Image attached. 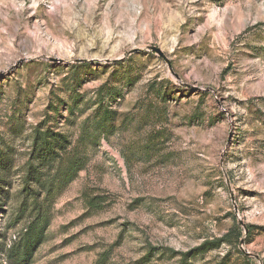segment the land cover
<instances>
[{"label":"rangeland","instance_id":"1","mask_svg":"<svg viewBox=\"0 0 264 264\" xmlns=\"http://www.w3.org/2000/svg\"><path fill=\"white\" fill-rule=\"evenodd\" d=\"M98 102L112 126L93 142ZM43 124L86 158L31 264H264V0H0L11 194ZM12 199L0 264L28 224Z\"/></svg>","mask_w":264,"mask_h":264},{"label":"trees","instance_id":"2","mask_svg":"<svg viewBox=\"0 0 264 264\" xmlns=\"http://www.w3.org/2000/svg\"><path fill=\"white\" fill-rule=\"evenodd\" d=\"M97 105L92 119L95 134L90 139L93 142L99 141L101 135L112 126L113 117L112 110L102 106V102H98ZM50 109L57 113L58 105L51 104ZM76 109L77 100L72 98L69 113L73 115ZM88 130L89 128L84 130L82 135L84 136ZM31 139L30 157L24 164L20 189L16 194L10 193L11 184L8 181L12 157L7 153L8 148L2 152L3 156L0 153V202L4 200L5 203H10L13 201L12 198L19 200L15 209L17 219H25L28 222L22 238L7 251V257L11 258L14 264H31L36 249L45 239L55 198L85 166L86 151L76 146L70 148L71 142L67 136L55 132L45 124L33 129ZM79 140L82 141L83 137ZM85 203L89 209H100L103 199L100 196L89 197L85 199ZM246 227L249 231L250 226ZM234 228L235 239H238L241 230L237 224ZM225 243H228V240L223 236L211 242H204L195 251L208 247L217 248Z\"/></svg>","mask_w":264,"mask_h":264},{"label":"water","instance_id":"3","mask_svg":"<svg viewBox=\"0 0 264 264\" xmlns=\"http://www.w3.org/2000/svg\"><path fill=\"white\" fill-rule=\"evenodd\" d=\"M151 50L154 51V52H156V53L159 54L160 56L162 55V54L159 52L158 49L151 48ZM137 51H138V50H132V51L129 52L127 55L132 54V53H136ZM123 59H124V58H123ZM121 60H122V59L117 60V61H121ZM115 62H116V61H115ZM237 222H238V224H240L241 228H242L243 231H244V235L246 236V234H247V232H248L247 227H246V226H245L240 220H238ZM245 236H244L243 238H241L240 241H239V246H240V247H241V246L243 245V243H244ZM242 252H244V255H245V256L250 255L249 253L245 252L244 250H242ZM255 258H257V257H255Z\"/></svg>","mask_w":264,"mask_h":264}]
</instances>
